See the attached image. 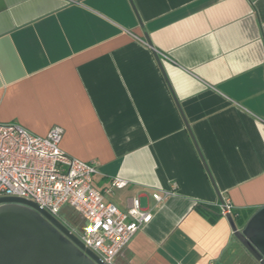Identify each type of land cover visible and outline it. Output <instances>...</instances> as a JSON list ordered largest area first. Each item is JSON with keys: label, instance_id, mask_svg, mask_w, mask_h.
I'll return each instance as SVG.
<instances>
[{"label": "crops", "instance_id": "1", "mask_svg": "<svg viewBox=\"0 0 264 264\" xmlns=\"http://www.w3.org/2000/svg\"><path fill=\"white\" fill-rule=\"evenodd\" d=\"M8 122L60 126L99 191L127 182L105 200L151 213L115 264H259L220 205L264 206V0H0Z\"/></svg>", "mask_w": 264, "mask_h": 264}, {"label": "built area", "instance_id": "2", "mask_svg": "<svg viewBox=\"0 0 264 264\" xmlns=\"http://www.w3.org/2000/svg\"><path fill=\"white\" fill-rule=\"evenodd\" d=\"M63 129L53 126L46 135L32 133L16 122L0 123V197L30 200L51 213L105 264H115L134 233L151 219L138 198L121 210L105 200L104 193L122 188L126 181L114 178L99 191L93 184L98 162L83 161L59 147ZM153 198L161 200L159 193ZM65 210L82 221L72 222ZM223 214L231 204L220 205ZM208 264H216L210 261Z\"/></svg>", "mask_w": 264, "mask_h": 264}, {"label": "water", "instance_id": "3", "mask_svg": "<svg viewBox=\"0 0 264 264\" xmlns=\"http://www.w3.org/2000/svg\"><path fill=\"white\" fill-rule=\"evenodd\" d=\"M234 238L264 264V206L238 225L225 214ZM0 264H105L47 211L27 199L0 197Z\"/></svg>", "mask_w": 264, "mask_h": 264}, {"label": "rangeland", "instance_id": "4", "mask_svg": "<svg viewBox=\"0 0 264 264\" xmlns=\"http://www.w3.org/2000/svg\"><path fill=\"white\" fill-rule=\"evenodd\" d=\"M67 217L75 224L79 225V217L74 212H69V210H65Z\"/></svg>", "mask_w": 264, "mask_h": 264}, {"label": "trees", "instance_id": "5", "mask_svg": "<svg viewBox=\"0 0 264 264\" xmlns=\"http://www.w3.org/2000/svg\"><path fill=\"white\" fill-rule=\"evenodd\" d=\"M212 210H213V208H206V207L200 209V211H201V212H204V213H208L209 211H212ZM69 212H72V211L69 210Z\"/></svg>", "mask_w": 264, "mask_h": 264}]
</instances>
